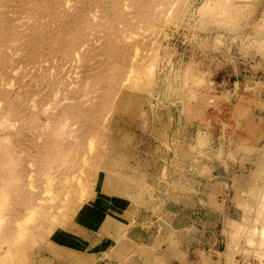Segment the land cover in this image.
Masks as SVG:
<instances>
[{
    "label": "rangeland",
    "instance_id": "rangeland-1",
    "mask_svg": "<svg viewBox=\"0 0 264 264\" xmlns=\"http://www.w3.org/2000/svg\"><path fill=\"white\" fill-rule=\"evenodd\" d=\"M162 2L0 0V264H144L169 224L208 221L190 148L209 137L197 167L231 183L209 157L232 114L158 104L162 49L179 46L152 18Z\"/></svg>",
    "mask_w": 264,
    "mask_h": 264
},
{
    "label": "clouds",
    "instance_id": "clouds-1",
    "mask_svg": "<svg viewBox=\"0 0 264 264\" xmlns=\"http://www.w3.org/2000/svg\"><path fill=\"white\" fill-rule=\"evenodd\" d=\"M151 7L167 38L179 41V46L162 49L166 74L158 104L178 108L183 119L202 122L209 107H227L232 115L229 122L220 120L221 143L209 159L232 174L231 183H213L214 167H197L209 137L191 146L189 170L207 180L203 188L208 198L198 203L210 209L209 219L182 229L169 224L158 243L142 250L143 262L264 264V146L259 143L264 140V115L259 123L254 119V109L264 112V0H165ZM222 69L237 77L231 88L228 79H214ZM184 191L201 196L191 184ZM209 229L210 243L204 247Z\"/></svg>",
    "mask_w": 264,
    "mask_h": 264
}]
</instances>
